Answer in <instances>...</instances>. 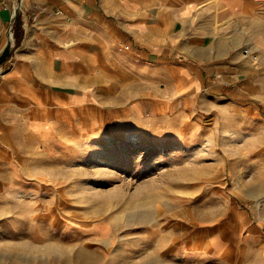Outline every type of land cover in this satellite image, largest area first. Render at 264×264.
<instances>
[{
  "label": "crops",
  "instance_id": "0c3cea01",
  "mask_svg": "<svg viewBox=\"0 0 264 264\" xmlns=\"http://www.w3.org/2000/svg\"><path fill=\"white\" fill-rule=\"evenodd\" d=\"M0 68V187L101 133L192 139L194 116L264 155L258 0H0Z\"/></svg>",
  "mask_w": 264,
  "mask_h": 264
},
{
  "label": "rangeland",
  "instance_id": "374dc122",
  "mask_svg": "<svg viewBox=\"0 0 264 264\" xmlns=\"http://www.w3.org/2000/svg\"><path fill=\"white\" fill-rule=\"evenodd\" d=\"M187 130L37 157L0 187V264H264L262 141L205 117Z\"/></svg>",
  "mask_w": 264,
  "mask_h": 264
},
{
  "label": "bare ground",
  "instance_id": "6f19581e",
  "mask_svg": "<svg viewBox=\"0 0 264 264\" xmlns=\"http://www.w3.org/2000/svg\"><path fill=\"white\" fill-rule=\"evenodd\" d=\"M140 141V136L139 134H133L130 138H129V143L130 144H135L138 143Z\"/></svg>",
  "mask_w": 264,
  "mask_h": 264
},
{
  "label": "built area",
  "instance_id": "2783aa9c",
  "mask_svg": "<svg viewBox=\"0 0 264 264\" xmlns=\"http://www.w3.org/2000/svg\"><path fill=\"white\" fill-rule=\"evenodd\" d=\"M263 4V9H264V0H258ZM18 12V6L17 7H13V16H15ZM58 12V11H57ZM125 48H128V46H125ZM2 69L0 68V74L2 73Z\"/></svg>",
  "mask_w": 264,
  "mask_h": 264
}]
</instances>
